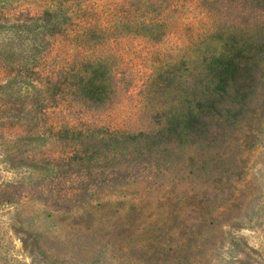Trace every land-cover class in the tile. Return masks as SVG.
<instances>
[{
    "label": "rangeland",
    "instance_id": "1",
    "mask_svg": "<svg viewBox=\"0 0 264 264\" xmlns=\"http://www.w3.org/2000/svg\"><path fill=\"white\" fill-rule=\"evenodd\" d=\"M53 1L0 0V264H264V56L252 74L243 68L229 81L190 149L173 147L160 167L142 162L132 178L121 176L112 155L98 156L103 144L50 138L43 128L36 99L47 92L32 69L47 60L53 26L39 16ZM218 3L225 37L234 26H264V13L233 8L253 0ZM192 21L180 33L192 43L195 77L212 43L203 40L206 22ZM177 42L141 56L137 82L150 77V58L174 62ZM146 87L159 91L148 83L126 98L137 103ZM167 92L154 96L165 101ZM75 150L89 153L68 159Z\"/></svg>",
    "mask_w": 264,
    "mask_h": 264
},
{
    "label": "trees",
    "instance_id": "2",
    "mask_svg": "<svg viewBox=\"0 0 264 264\" xmlns=\"http://www.w3.org/2000/svg\"><path fill=\"white\" fill-rule=\"evenodd\" d=\"M218 1L160 0L155 9L154 0L50 2L39 16L53 26L49 53L47 60L32 69L37 82L45 86L41 91L47 92L37 96L36 104L42 106L40 115L49 137L96 140L107 148L98 156L105 160L112 155L116 173L130 178L132 169L142 162L152 171L154 165L170 161L177 148L190 149L193 139L205 133V118L216 111L215 103L227 94L229 81L243 68L252 74L264 56V26L252 31L234 26L225 37L224 8ZM253 2L233 8L243 10L246 16L261 17L264 0ZM193 17L206 22L203 40L206 45L212 43V49L202 53V68L195 77L189 66L192 43L181 39L180 33L182 26L193 24ZM187 19L190 22H185ZM175 36V48L181 55L174 62L162 58L159 64L150 58L146 67L151 70L150 77H141L139 85V70L145 71L141 66L146 60L140 57L163 55L165 45ZM132 49L138 54L132 56ZM148 83L163 95L171 89L172 97L159 101L154 96L159 91L146 87L150 95H141L131 104L126 97L132 92L139 95ZM149 99L153 102L148 106ZM133 146L138 150L132 157ZM77 152L89 153L70 151L68 159L75 158Z\"/></svg>",
    "mask_w": 264,
    "mask_h": 264
}]
</instances>
